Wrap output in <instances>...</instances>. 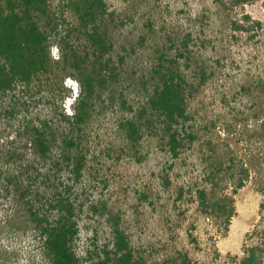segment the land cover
<instances>
[{
	"label": "rangeland",
	"instance_id": "1",
	"mask_svg": "<svg viewBox=\"0 0 264 264\" xmlns=\"http://www.w3.org/2000/svg\"><path fill=\"white\" fill-rule=\"evenodd\" d=\"M50 1L57 31L68 32L71 45L91 53L74 19L61 14L67 0ZM106 1L104 26L112 44L106 58L118 77L96 93L83 126L87 164L73 189L80 228L76 251L83 264L97 259L104 246L112 245L117 220L144 264H237L264 201V0ZM41 25L49 31L53 27L45 19ZM185 41L191 56L188 65L180 62L192 94L189 118L178 125L184 145L174 158L162 119L148 109L149 124L139 111L154 90L153 70L161 51L175 56ZM51 55L54 61L61 56L56 44ZM52 76L40 100L28 97L27 114L47 116L62 131L68 123L61 112H74L70 86L76 84L79 91L80 86L69 76L62 82L64 73L57 66ZM6 105L0 106V217H18L14 221L26 233L0 231V264H46L31 223L19 214L27 209L22 201L37 188L48 193L57 179L46 178L49 163L26 146L20 124L24 113L11 119L4 113ZM127 118L142 124L138 140L128 139L122 129ZM244 168L249 178L234 192ZM198 188L210 198L234 197L236 213L225 233L202 211ZM23 191L28 193L24 199ZM10 249L14 255L5 258L2 253Z\"/></svg>",
	"mask_w": 264,
	"mask_h": 264
},
{
	"label": "trees",
	"instance_id": "2",
	"mask_svg": "<svg viewBox=\"0 0 264 264\" xmlns=\"http://www.w3.org/2000/svg\"><path fill=\"white\" fill-rule=\"evenodd\" d=\"M247 1L234 0V3L243 4ZM61 11L62 16L66 12L74 19L91 47V53H82L71 45L67 39L68 32L62 35V32L57 31V26H54L56 12L50 0H0V106L7 102L4 113L11 119L24 113L20 124L24 130L25 144L30 146L38 159L49 163L46 178L50 181L52 177L57 179L48 193L37 188L32 197L22 201L27 209L26 213L19 216L31 223L34 241L46 264H83V258L75 246L80 228L73 192L87 164L83 126L90 116L96 93L117 79L118 72L110 58H106L112 48L104 26V18L108 14L107 1L67 0ZM42 19L53 26L51 31L41 25ZM256 23L261 24L260 21ZM54 40L56 43H53ZM53 44L61 53L55 61L51 55ZM190 56L188 41L184 42V48L181 47L175 56L161 51L159 63L153 70L156 80L154 90L147 105L139 111L140 118H146L149 124L152 122L147 117L148 109L162 119L168 137V150L174 158L179 156L184 145L178 125L189 118L188 101L192 94V86L182 73L180 59L188 65ZM56 66L64 73L62 82L69 76L75 78L80 86L74 112H61V119L68 123L62 131L47 116L27 114L30 108L28 97L35 103L37 99L40 100L44 87H48L53 79ZM121 103L126 105L127 100L122 98ZM122 129L130 140L141 137L142 124L136 119H125ZM189 136L194 138L191 134ZM242 171L244 174L238 177L234 192L242 188L249 178L248 169ZM3 174L0 167V180ZM65 174L68 175V181L60 179ZM7 178L11 183L14 182L11 174ZM21 194L24 199L28 193L23 191ZM196 199L202 211L219 223L223 233L229 230L236 213L232 195L210 198L205 188H198ZM260 207L261 218L248 233L243 255L237 264H264V201ZM7 217H0L1 232L5 231L6 235L26 233L21 229L25 226L16 225L18 217ZM112 229V245L104 246L97 254V259L90 264H144L142 257L136 255L128 233L117 220ZM3 254L5 258L13 256L14 249L6 250Z\"/></svg>",
	"mask_w": 264,
	"mask_h": 264
},
{
	"label": "clouds",
	"instance_id": "3",
	"mask_svg": "<svg viewBox=\"0 0 264 264\" xmlns=\"http://www.w3.org/2000/svg\"><path fill=\"white\" fill-rule=\"evenodd\" d=\"M70 87H72L73 95H74V101H72L71 103H74L76 98L78 97L80 91H79V89H78L76 84H73V86H70ZM71 103H70V105H71Z\"/></svg>",
	"mask_w": 264,
	"mask_h": 264
},
{
	"label": "snow or ice",
	"instance_id": "4",
	"mask_svg": "<svg viewBox=\"0 0 264 264\" xmlns=\"http://www.w3.org/2000/svg\"><path fill=\"white\" fill-rule=\"evenodd\" d=\"M71 101H69V103H70Z\"/></svg>",
	"mask_w": 264,
	"mask_h": 264
}]
</instances>
